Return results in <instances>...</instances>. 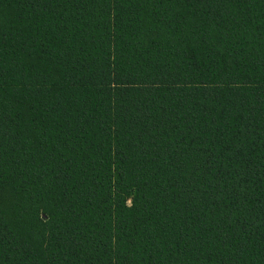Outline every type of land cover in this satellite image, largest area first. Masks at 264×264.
Returning <instances> with one entry per match:
<instances>
[{"label": "trees", "instance_id": "1", "mask_svg": "<svg viewBox=\"0 0 264 264\" xmlns=\"http://www.w3.org/2000/svg\"><path fill=\"white\" fill-rule=\"evenodd\" d=\"M0 264H264V0H0Z\"/></svg>", "mask_w": 264, "mask_h": 264}, {"label": "rangeland", "instance_id": "2", "mask_svg": "<svg viewBox=\"0 0 264 264\" xmlns=\"http://www.w3.org/2000/svg\"><path fill=\"white\" fill-rule=\"evenodd\" d=\"M128 202L130 203V200Z\"/></svg>", "mask_w": 264, "mask_h": 264}]
</instances>
